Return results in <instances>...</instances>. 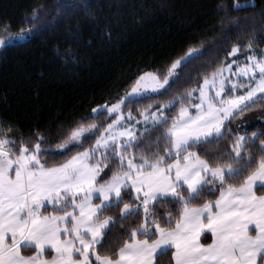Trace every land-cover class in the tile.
<instances>
[{
  "label": "snow or ice",
  "instance_id": "6c2138e0",
  "mask_svg": "<svg viewBox=\"0 0 264 264\" xmlns=\"http://www.w3.org/2000/svg\"><path fill=\"white\" fill-rule=\"evenodd\" d=\"M240 50L233 46L229 55ZM197 53L191 48L175 60L162 81L146 73L155 85L151 90L168 85ZM246 60L237 80L225 77L222 67L204 79V87L189 90V103L180 99L175 116L165 110L176 101L154 111L148 105L141 119L124 111L142 96L141 76L117 103L92 110L115 114L106 127L80 124L51 145L39 132L29 138L31 147L22 137L11 138L13 125L5 127L0 118V264H158L170 251L175 264H264V132L239 134L228 126L264 102V55ZM226 68L231 72L232 64ZM195 91L199 103L191 104ZM226 135L233 138L230 149L217 150L211 161L205 158L208 147L204 156L192 150L216 145ZM82 147L61 163L51 161ZM216 192L215 201L206 198ZM165 204L178 206L176 214H159ZM113 208L118 217L106 214ZM130 221L135 226L121 233L126 238L108 254L112 230ZM205 232L214 237L211 243L200 242ZM23 249L34 254L24 255Z\"/></svg>",
  "mask_w": 264,
  "mask_h": 264
},
{
  "label": "trees",
  "instance_id": "16d2710c",
  "mask_svg": "<svg viewBox=\"0 0 264 264\" xmlns=\"http://www.w3.org/2000/svg\"><path fill=\"white\" fill-rule=\"evenodd\" d=\"M21 29L31 37L0 47V118L5 127L13 125L11 138L22 137L31 147L34 141L29 138L39 132L51 145L80 124L106 127L110 123L106 112L95 115L94 108L117 103L146 73L164 79L172 63L195 48L197 58L182 64L164 91L128 104L140 111L176 101L166 112L175 116L179 100L185 101L189 90L230 62L233 46L264 55V0H0V38L18 35ZM249 42L252 49L247 48ZM255 116L264 120V102L228 126L239 133V125L251 119L242 133L264 132V121L255 123ZM232 140L226 135L216 145L192 150L204 156L208 147L205 158L211 161L217 150L227 152ZM92 143L94 139L86 140L84 147ZM77 150L84 148L51 161L61 163ZM206 198L215 201L219 192ZM177 208L165 204L157 211L162 215L171 210L175 215ZM106 214L118 217L120 211L113 208ZM130 226L135 225L130 221L112 230L108 254L118 249L126 238L121 233ZM206 237L204 244L211 240V235ZM158 264H174L172 252Z\"/></svg>",
  "mask_w": 264,
  "mask_h": 264
},
{
  "label": "rangeland",
  "instance_id": "374dc122",
  "mask_svg": "<svg viewBox=\"0 0 264 264\" xmlns=\"http://www.w3.org/2000/svg\"><path fill=\"white\" fill-rule=\"evenodd\" d=\"M31 37V32H25L24 33V35L23 36H21V34H18V35H14V36H11V37H9V38H7V39H4L5 40V46L4 47H6V46H8V45H10V44H13V43H16V42H21V41H25L26 39H29ZM4 47H1V48H4ZM197 55V54H196ZM249 55H256L257 57H259L254 51H251V52H246V51H244V52H241V50H240V52H238L235 56H230V62L228 63V64H232V71L231 72H228L227 71V68H226V66L228 65H226L224 68H225V71H224V75H225V77H231V79L233 80V81H235V80H237L238 78L236 77V75H235V73H236V71H237V69H238V67H242L245 63H247L248 61L246 60V57L247 56H249ZM233 60H235L236 61V63H232V61ZM180 68V67H179ZM179 68H177L175 71H176V73L178 74V70H179ZM144 76V80L143 81H140V83L142 84V85H144V88H142V96H141V98H143V97H148V96H154V95H157V94H159V93H161L162 91H164L167 87H168V85L170 84V82L172 81V80H174L175 78H176V76H174V77H172V78H169V83H168V85H165V87L163 88V89H159L158 91H156V92H153L152 90H151V88L152 87H154L155 85L153 84V82L151 81V78L149 77V76H146V75H143ZM209 80H211L212 79V77H210V78H208ZM217 79H218V77H217ZM161 81L163 80V79H160ZM228 83V81L226 80V84ZM201 87H204V85H203V83L200 85V87L199 88H201ZM199 88H197V89H199ZM207 91L209 92V94H212L214 91H215V89L214 88H212L211 87V85H209L208 87H207ZM242 91L243 90H238V94H242ZM129 92V91H128ZM227 92H228V89H227V87L225 88V92L224 93H222V95H226L227 94ZM126 94V93H125ZM259 95V94H258ZM124 97V96H123ZM199 91H195V92H193V96H192V99H191V101H190V103L191 104H196V103H199ZM140 98V99H141ZM185 102H186V104H188L189 103V100L187 99V97H186V99H185ZM126 103H127V101H126ZM112 105V104H111ZM111 105H108L109 107L111 106ZM159 108V107H158ZM157 108H151V109H149L150 111H154V110H156ZM131 111L132 112V114H133V116L134 117H136V119H141V112L144 110V109H140V111H135V110H131L130 109V107L128 106L126 109H124V111L125 112H127V111ZM139 110V109H138ZM169 109H166L165 110V114H166V112L168 111ZM190 111H192L193 113H195V111H196V109H190ZM95 115H98V114H95ZM106 115H107V117L110 119V123L112 122V120L115 118V114H111V115H109L108 113H106ZM254 120H255V123L257 122H260V121H264L262 118H257V116H255V118H254ZM251 123V119H247L246 121H244L242 124H240L239 125V127H238V131H239V134H243L242 133V130H243V128L244 127H247V124H250ZM137 127H139V125L137 126ZM87 135V134H86ZM105 171H107V169H105ZM259 194V193H258ZM95 202H99V201H95ZM218 209H213V211H217ZM47 211L48 212H50L51 211V208L49 207L48 209H47ZM207 234H209V235H211V240H210V243L212 242V240L214 239V237L212 236V234L210 233V232H205V233H203L202 235H201V237H200V242L201 243H204L203 241L204 240H206V235ZM206 237V238H205ZM208 244V243H207ZM22 252H23V254L24 255H32V254H34V250L33 249H23L22 250ZM50 252H51V250H49V252H46L45 253V255L47 256V257H49L50 258ZM174 264H175V261H174Z\"/></svg>",
  "mask_w": 264,
  "mask_h": 264
}]
</instances>
